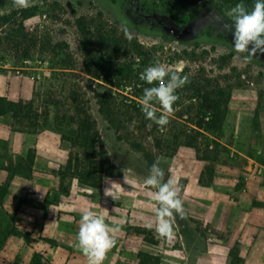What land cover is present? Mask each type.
Instances as JSON below:
<instances>
[{
    "label": "rangeland",
    "instance_id": "rangeland-1",
    "mask_svg": "<svg viewBox=\"0 0 264 264\" xmlns=\"http://www.w3.org/2000/svg\"><path fill=\"white\" fill-rule=\"evenodd\" d=\"M32 5L19 9L13 6V0H0V61L7 65V68H0V82L4 81L9 91L13 77L31 79V94L25 92L24 86H20L19 91H24L28 99H34L38 114L37 126L32 127L36 132L33 137L24 133L22 137L18 134L9 140L7 150L11 157L24 156L28 145H33L34 138L43 132L57 134L65 155L76 153L61 134L71 135L72 125L68 124L67 117L74 114L76 103L69 98L72 95L77 98L78 93L87 102L104 140V151L98 154H103L109 162L106 177H122L124 171L129 170L131 174L127 178L145 184L150 170L147 156L160 159L164 180L172 178L181 188L185 218L174 214L172 226L177 224L189 239H179V231L177 238L168 244L173 251L189 255L194 260L205 254L209 246L203 237L215 238L217 235L213 236L205 229L204 217L215 223L222 212L230 211L237 221L243 220V211L250 209L257 192L255 181L247 182V176L254 174L255 180L264 183V54L258 52L248 62L244 61L247 53L235 50L234 29L227 25V22L233 23L226 15L229 9L217 0H32ZM136 7L153 14L158 20L147 18ZM3 16L8 17L3 20ZM82 16L87 17L90 24L94 52L98 57L106 58L111 52L114 37L130 38L149 50L155 61L172 70L182 72L188 67L186 76L195 75L193 70L198 66L206 68L208 76H223L222 84L229 88L232 98L224 127L225 136L220 141L224 148L216 158L201 161L167 157L155 146L157 134L138 132V148L119 139L115 129L100 114L98 102L105 94L119 99L124 96L132 98L137 89L116 85L117 81L109 72L98 71L97 77L85 73L82 36L77 26V19ZM199 22L201 26L190 31L184 39H177L164 30V26H174L182 31ZM26 52H30L28 58L24 57ZM194 55L198 57L195 62ZM227 55L231 56L230 61L221 65L218 58ZM141 59H137L134 65L136 72L140 70ZM64 66L70 70L63 73L59 68ZM189 84L188 81L177 90L179 99L173 105V114L191 104L193 91ZM28 123L29 120L16 123L10 117L0 119L1 127L11 126L15 130L26 129ZM236 150L257 159L263 167ZM41 167L34 171L43 173ZM145 187L152 189L146 184ZM244 188L247 193L242 196ZM185 189L193 191V201L185 199ZM10 216L5 207L0 209V261L2 253H10V245L5 243ZM17 250L19 262L23 264H30L36 253L31 256L22 244Z\"/></svg>",
    "mask_w": 264,
    "mask_h": 264
},
{
    "label": "trees",
    "instance_id": "trees-1",
    "mask_svg": "<svg viewBox=\"0 0 264 264\" xmlns=\"http://www.w3.org/2000/svg\"><path fill=\"white\" fill-rule=\"evenodd\" d=\"M225 8L230 9L237 3L243 2L249 10L253 7L255 0H217ZM138 12L143 13L147 18L158 20L153 14H150L136 7ZM27 14L30 11L25 10ZM8 16H3L6 20ZM87 17H79L77 26L82 36L81 48L85 60L84 71L88 75L97 77L98 71L109 72L117 81L118 86L135 87L137 89L134 97H119L103 95L98 104L99 112L105 118L106 122L115 129L119 139L124 140L134 147H140L138 141V132L154 135L155 146L162 149L164 155L176 160L193 158L206 161L216 158L220 149L224 148L221 140L225 136V122L228 114L229 104L232 93L228 87L222 84V75L208 76V71L203 66H198L195 75L186 76L189 68L185 67L181 76L187 77L190 82L192 95L191 104L185 107L181 112L172 114L169 123L161 129L152 121L146 119L141 111L140 99L143 96V89L150 87L139 79L142 68L155 62V57L143 45L138 42L125 38L121 40L114 37L111 41V52L104 58L98 57L94 52V36L91 32ZM231 27L232 23L227 22ZM233 29V28H232ZM195 54V53H193ZM30 56V52L25 53V58ZM141 59L139 69L134 71V65L137 59ZM195 62L198 57L194 55ZM231 56H221L218 61L221 65L228 64ZM99 60H102L101 63ZM222 67V66H221ZM63 73L70 70L66 66L59 68ZM75 102L74 114H70L68 124L72 125L71 135L61 134L63 140H69L71 149L76 153L66 154L65 162L59 170V177L62 185L68 178L77 179L78 182L86 187L98 190L103 186V181L107 175V158L98 154L103 152L105 143L100 131L97 128V121L94 119L87 102L75 95L69 98ZM34 99H28L25 92L20 90L16 100H10L6 96H0V117L11 115L16 123L23 124L24 120H29L26 129H18L21 133H26L33 137L36 133L32 130L37 126V112L34 108ZM159 107V105H158ZM159 115V112L157 113ZM66 118V119H67ZM33 119V121H32ZM37 136L34 138V144L28 145L26 154L17 159L11 157L7 150V141L0 140V209H3L4 203L9 195V187L14 178L22 176L29 178L34 169V160L36 157ZM148 164L151 167L157 159L148 155ZM131 172L124 171V177H129ZM9 228L7 235H14L23 239L29 247H34L39 241H44L50 245H57L52 240L43 238L39 235L24 229L12 216L9 217ZM130 235L143 237L145 240L156 243L153 236V230L137 226H127ZM226 233V232H225ZM247 250L239 243L231 245L230 264H241L246 259ZM161 258L140 252L135 264H160ZM0 264L5 262L0 261ZM30 264H51L50 261L41 253H35Z\"/></svg>",
    "mask_w": 264,
    "mask_h": 264
},
{
    "label": "crops",
    "instance_id": "crops-1",
    "mask_svg": "<svg viewBox=\"0 0 264 264\" xmlns=\"http://www.w3.org/2000/svg\"><path fill=\"white\" fill-rule=\"evenodd\" d=\"M20 86H24L29 95L33 89V81L29 78L13 77L9 91L4 81H1L0 96L16 100ZM5 117L14 120L11 115L2 116L0 119ZM18 134L22 137L24 133L11 126H0V140L9 142ZM37 138L33 169L43 166L40 168L43 173L34 171L29 178L17 175L9 187L4 207L24 229L52 240L57 245L39 241L34 247H29L23 239L9 235L5 243L10 245V253L1 254V261L5 264H23L19 262L17 252L20 244L31 252V256L35 252L41 253L51 264H88V258L78 248L77 241L79 222L84 210L103 216L110 226L118 228L114 233L116 245L106 254L103 264H135L140 252L160 257V264H230V248L236 242L247 250L246 259L241 264H264V183L259 179L255 180L254 174H249L246 179L247 182L255 181L257 192L253 199L258 202L252 200L250 209L243 211L241 221H237L230 211L222 212L215 223L205 220L204 217L205 229L217 236L203 237L209 247L205 254L194 260L189 255L173 251V247L168 244L171 239L177 238L179 231V239L189 240L177 224L172 226L169 236H161L155 230L159 205L154 190L124 176L106 177L102 188L98 190L81 185L77 179L66 180L61 188L59 170L66 155L60 149L59 138L54 132H43ZM236 152L262 166V163L246 153L238 150ZM191 192L193 191L184 190L185 199L193 201ZM241 193L244 196L247 189H242ZM150 223L153 225L150 229L153 230L156 243L128 233V225L149 228Z\"/></svg>",
    "mask_w": 264,
    "mask_h": 264
},
{
    "label": "clouds",
    "instance_id": "clouds-1",
    "mask_svg": "<svg viewBox=\"0 0 264 264\" xmlns=\"http://www.w3.org/2000/svg\"><path fill=\"white\" fill-rule=\"evenodd\" d=\"M13 6L27 9L33 5L32 0H13ZM226 15L232 18L235 50L247 53L244 61L248 62L258 52L264 54V0H255L251 10L243 2L237 3ZM139 79L150 85L143 89L141 111L146 119L163 129L169 123L174 112L173 105L179 99L177 90L188 82L187 77H182L177 71L155 61L140 73ZM259 154L261 153L258 152ZM160 164V159L153 162L144 183L155 189L154 196L159 205L155 230L161 236H169L173 230L172 221L175 215L184 219L185 212L178 182L172 178L165 181V172ZM148 227L152 228L153 225L150 223ZM116 231L118 228L110 226L103 216L91 210L82 212L77 241L78 248L88 258V264H103L106 254L116 245Z\"/></svg>",
    "mask_w": 264,
    "mask_h": 264
},
{
    "label": "water",
    "instance_id": "water-1",
    "mask_svg": "<svg viewBox=\"0 0 264 264\" xmlns=\"http://www.w3.org/2000/svg\"><path fill=\"white\" fill-rule=\"evenodd\" d=\"M201 26V22L198 24H192L185 27L182 31L174 26H164V30L173 34L177 39H184L187 37L190 31L197 29Z\"/></svg>",
    "mask_w": 264,
    "mask_h": 264
},
{
    "label": "built area",
    "instance_id": "built-area-1",
    "mask_svg": "<svg viewBox=\"0 0 264 264\" xmlns=\"http://www.w3.org/2000/svg\"><path fill=\"white\" fill-rule=\"evenodd\" d=\"M0 68H7V65L4 62L0 61Z\"/></svg>",
    "mask_w": 264,
    "mask_h": 264
}]
</instances>
